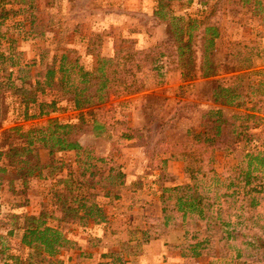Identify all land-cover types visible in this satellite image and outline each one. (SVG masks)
<instances>
[{
  "label": "trees",
  "instance_id": "trees-1",
  "mask_svg": "<svg viewBox=\"0 0 264 264\" xmlns=\"http://www.w3.org/2000/svg\"><path fill=\"white\" fill-rule=\"evenodd\" d=\"M172 1L156 0L154 15L170 26L169 39L162 44V49L156 45L136 51L119 47L112 56H100L94 70L87 69L79 57L73 59L64 50L54 65L48 64L34 72L30 88L14 86L13 73L4 67L5 81H0V87L9 83L13 86L11 90L21 96L26 120L5 127L7 90L0 89V179L7 176L10 183L20 180L26 187L29 178L39 177L52 181V187L39 213L22 211L12 216L9 236L20 232V245L25 252L10 255L11 261L1 259L0 264H63L58 254L80 247L76 239L66 234L69 223L93 220L99 224L107 220L100 192L110 203L118 200L121 195L116 189L124 184L126 173L106 157L97 155L94 149L81 144L80 136L86 129L91 128L98 135L106 129L105 124L95 119L89 122L85 114L93 116V106L107 102L111 96L123 99L143 92L147 57H153L154 70L160 74L162 59L176 57V61L171 60L175 62L174 67L166 71L167 75L171 74L166 83L177 82L179 88L197 78L199 59V77H217L213 102L236 107L243 113L242 120L237 122L226 118L220 108H212L198 128L187 129L188 141L181 144L180 153L175 151L177 145L170 146L168 158L188 160L190 182L163 187L162 215L149 218L146 223L160 221V227L164 228L179 225L173 216L181 213L184 229L181 256L192 261L218 244L220 257L235 250L230 257L231 264L264 262V130L258 131L264 127V66H257L253 61L257 45L233 42L232 48L223 53L224 59L220 58L217 40L223 31L217 21H211V15L221 0L216 1L212 12L204 18L174 14ZM240 1L247 13L264 25V0ZM15 4L18 7L0 2V65L7 60L12 61V66L17 64L13 61L15 41L8 37L7 20L19 15L33 18V0H15ZM100 40L101 36L96 35L92 43L100 44ZM53 90L71 95L75 108L82 112L78 121L62 122L53 117L52 113L58 110L56 99L38 100L39 93ZM31 105L39 109L35 116L41 118L40 126L29 123ZM132 137L123 133L119 140ZM219 147L228 156L241 157L228 177L214 167ZM41 148L52 156L49 162L42 160ZM67 151L75 152L72 161L67 163L56 158V153ZM190 225L194 229H189ZM217 227L223 234L216 243ZM152 229L146 226L142 237L131 246L141 248L151 239L161 237L152 233ZM139 230L136 226L128 232L136 236ZM133 238L136 237L129 238L127 246L133 243ZM3 251L0 245V253ZM102 257L108 259L99 264H124L118 253H102Z\"/></svg>",
  "mask_w": 264,
  "mask_h": 264
},
{
  "label": "rangeland",
  "instance_id": "rangeland-1",
  "mask_svg": "<svg viewBox=\"0 0 264 264\" xmlns=\"http://www.w3.org/2000/svg\"><path fill=\"white\" fill-rule=\"evenodd\" d=\"M216 1L192 0L188 4L173 0L171 10L176 15L204 18L212 12ZM0 2L5 4L7 2L8 7H18L15 0H0ZM76 2L73 5L72 0H33L34 19H25L19 15L11 16L7 20L8 37L15 41L13 61L17 64L12 66V61L7 60L0 65L1 82L5 81L3 69L7 66L13 73L14 86L25 85L30 88L34 82L32 76L34 72L48 64L54 65V61L64 50L73 59L82 57L80 44L75 42L77 39L72 29L80 25L86 27L85 24H90L95 17H102V15L88 14L89 9L81 8L83 11H79ZM153 3L156 4V0H153ZM136 17L141 18L140 22L146 25L147 34L151 37L148 40L153 42L146 49H151L155 45L162 49L164 47L162 44L169 39L170 26L160 22L154 14L152 17L148 14L146 16L136 15ZM211 21H217L223 31V36L217 40L221 50L220 58L224 59L223 53L232 48L233 42L251 43L257 45V49L254 50V63L257 66H264V25L247 13L246 7L242 6L240 0H221L214 14L211 15ZM161 38L163 40H160ZM170 41L172 42L171 39ZM131 43L129 41L126 47H131L133 51H136L129 46ZM198 56H200V50H198ZM148 58L153 57H147L146 60H151ZM173 59L176 61V57L162 59L163 72L167 71L166 68L174 67L175 62L171 61ZM81 61L85 67H90L89 70H94L97 66V63L93 66L92 62L87 63L84 59ZM145 67L146 65H144L142 77L146 87L155 89L152 93L122 101L111 96L107 102L93 106V116L84 111L89 122L95 119L105 124L106 129L99 135L91 128L86 129L80 136L81 144L94 149L97 155L106 157L113 165L121 167L126 177L124 184L116 189V192L121 195L118 200L110 203L108 198L103 197V192H100V200L104 205L106 217H110L107 218V223L97 225L93 220H88L83 224L79 221L69 223L66 234L76 239L80 247L59 253L58 258L63 261V264H98L99 261L108 259L102 257V253H118L127 261L125 264H165L167 262V254L164 252L166 247L158 248L154 245L143 244L141 248H138L131 246L134 243L126 245L130 237H136L133 238L134 242L140 238L137 235L130 236L128 229H135L136 226L144 227L142 217L146 215L145 210L140 207L141 204L137 207L130 206L129 199L135 196L132 194L134 188L141 190L140 193L138 192L140 199H146V196H151L152 193L155 197L159 195L160 198L163 187L190 182V175L187 171L188 160L168 158L172 151L170 146L177 145L178 148L175 151L180 153L181 146L188 141L187 129L198 128L203 116L210 109L220 108L229 120L237 122L242 120L240 116L243 110L213 102L212 94L217 85V77L200 78L199 59L197 78L185 83L183 88H179L177 82L166 83L171 74L163 75L161 79L158 78L156 76L158 70L150 71L152 67L150 62L149 67L147 69ZM11 87L13 86L9 83L0 87V89L7 90L4 97V103L8 104L5 127H11L26 120L22 98L15 94ZM53 99L58 101V110L52 113L53 117H57L62 122L78 121L82 112L75 108L71 95L65 96L59 90L38 94L39 101ZM38 112V107L30 106L28 119L32 126H40L42 123L41 118L35 116ZM261 130H264V127L258 131ZM123 133L133 135L132 138L135 141H131L132 138L119 140ZM40 153L44 162L50 161L52 156L47 149L41 148ZM232 156L226 155L223 147L216 150L214 167L224 177L230 176L233 173V167L241 161L240 156L237 158ZM56 158L64 159L68 163L75 158V152H58ZM166 158L168 160L165 163L162 162ZM25 186L20 180L10 183L7 176L0 179V245L4 249L0 253V261L1 259L11 261L9 256L14 253L24 255L25 250L20 245L21 233L17 232L14 236H9L12 216L22 211L39 213L42 202L50 193L52 181L31 177ZM99 187L101 190V185ZM148 191L151 192L148 194ZM145 217L147 221L155 216ZM173 218L180 224L164 228L160 227V221L152 220L145 225L152 226V233L160 234L162 239L168 240V243L178 244L184 233L181 226L182 214L176 212ZM189 229L194 228L190 225ZM222 234L220 228L217 227L215 242ZM97 239L100 240L97 241ZM217 250L218 244L215 248H209L206 256L198 260L202 262L200 264H231L230 257L235 254V250H231L223 257H220ZM243 257L246 258L245 255ZM189 261L188 263L191 262Z\"/></svg>",
  "mask_w": 264,
  "mask_h": 264
},
{
  "label": "crops",
  "instance_id": "crops-1",
  "mask_svg": "<svg viewBox=\"0 0 264 264\" xmlns=\"http://www.w3.org/2000/svg\"><path fill=\"white\" fill-rule=\"evenodd\" d=\"M75 2L76 5L78 4L79 6L80 9L79 11H83V9H89L90 12H88V14L102 15V17H95L94 21L88 24L89 26L85 24L86 27L80 25L72 29L74 30L77 39V41L75 42L80 44L79 46L82 50L81 51L82 57H80V61L84 59L87 63L92 62L94 66L98 62V58L100 56H112L117 48L121 47L122 45L126 47V45L129 44V41L132 42L129 46H132L135 50L146 49L153 44L152 41L148 40V38L151 37L149 36V34H147L146 25L140 22L141 18L138 19L136 17V15L146 16L147 14L150 17H152L156 7V4L153 3V0H72L73 5H75ZM143 21L145 23V20ZM96 35L101 36L100 44L92 43V38H94ZM153 40H157V39H153ZM160 40L163 39L161 38ZM148 59L151 60L145 59V65H146L145 68L147 69V67H149V62H150V64H152L150 71H154V66H155L154 60L153 58H148ZM89 68L90 67H88V69ZM162 73L160 74L158 72L156 76L160 78L162 77V75H166V72L162 71ZM158 83H160V81ZM154 90L155 89H150L149 86H147L143 92L132 95L126 99H117V100L118 101L127 100V99L131 100L132 98L135 97H139L143 95L146 96L152 93ZM131 141H135V139L132 138ZM139 186L142 187V185ZM138 192L140 193L141 190L135 187L134 192L132 193L135 196L134 197L131 196L129 202H130V206L132 207H137L140 206L141 204L140 207H142V209L145 210L144 214L146 215L142 217L144 218L143 221L144 227L140 226L141 230H139L136 234L138 237H142V231L143 229L146 228L145 224L147 217L145 216L148 215V216L161 217L162 207H161V201L159 195L155 197V195L152 193L151 196L147 195L146 199H140ZM150 192L151 191H148V194ZM107 222L108 219L102 223H107ZM97 225H100V223ZM99 240L100 239H97V241ZM182 241H183V236L178 244H170L168 243V240H164L161 237H158L155 239H151L150 242L144 245H149V246L154 245L155 247L158 248H161L162 246L163 248L166 247V249H164L165 250L164 252L167 254L166 255L167 262L165 264L202 263L201 261L199 262L198 260L199 259L201 260L203 256H206V252H204L199 257L193 259V261L190 260L191 261V262L189 261L190 263H188L189 260L188 258H184L181 256ZM163 259L165 260V258ZM125 263H127V261L124 260V264Z\"/></svg>",
  "mask_w": 264,
  "mask_h": 264
}]
</instances>
